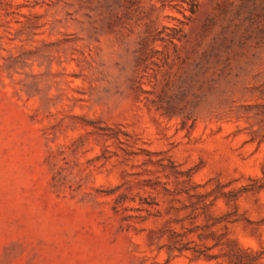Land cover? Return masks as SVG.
<instances>
[{
	"label": "rangeland",
	"instance_id": "rangeland-1",
	"mask_svg": "<svg viewBox=\"0 0 264 264\" xmlns=\"http://www.w3.org/2000/svg\"><path fill=\"white\" fill-rule=\"evenodd\" d=\"M0 264H264V0H0Z\"/></svg>",
	"mask_w": 264,
	"mask_h": 264
}]
</instances>
